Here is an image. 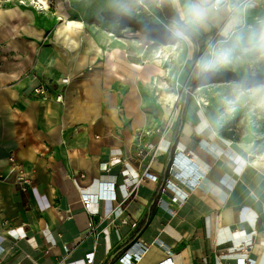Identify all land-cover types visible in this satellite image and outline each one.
I'll return each mask as SVG.
<instances>
[{
	"label": "crops",
	"instance_id": "1",
	"mask_svg": "<svg viewBox=\"0 0 264 264\" xmlns=\"http://www.w3.org/2000/svg\"><path fill=\"white\" fill-rule=\"evenodd\" d=\"M235 1L166 0L180 20L194 3L205 10L203 23L181 29L194 40L231 26ZM91 16L0 7V264H124L143 244L136 264H241L244 255L264 264V154L222 134L206 105L185 102L166 121L165 67ZM157 145L159 179L126 197ZM176 150L205 172L182 202L165 189ZM101 182L115 183L117 199L87 209L82 194Z\"/></svg>",
	"mask_w": 264,
	"mask_h": 264
},
{
	"label": "rangeland",
	"instance_id": "2",
	"mask_svg": "<svg viewBox=\"0 0 264 264\" xmlns=\"http://www.w3.org/2000/svg\"><path fill=\"white\" fill-rule=\"evenodd\" d=\"M14 1L43 13L87 11L88 21L108 29L110 37L165 67L160 98L166 121L185 102L206 105L222 134L256 145L264 154V0H236L232 14L226 13L231 26L196 34V40L184 32L176 35L179 27L164 19L159 0H0V7ZM221 50L229 53V62L200 72V63Z\"/></svg>",
	"mask_w": 264,
	"mask_h": 264
},
{
	"label": "built area",
	"instance_id": "3",
	"mask_svg": "<svg viewBox=\"0 0 264 264\" xmlns=\"http://www.w3.org/2000/svg\"><path fill=\"white\" fill-rule=\"evenodd\" d=\"M219 2H226V0H218ZM232 14V8H230L229 11ZM38 78V76H36ZM35 91L37 93L43 94L44 96L47 95L49 91L48 85L43 82L42 80L39 81V83L35 87ZM56 99L58 101L63 100V94H58ZM158 132L162 133L164 132V129L160 128L157 130ZM179 148V147H177ZM158 149H160V145L152 147L153 152V158L148 164V167L145 169V171L138 177L136 181L133 180H128L127 187H128V194L126 197H130L136 192V189L138 185L143 182L146 179H154L157 181L159 179V175L156 173H153L150 171V166L152 161L155 159ZM174 161L168 168L169 170V176L165 182V189H170L173 192L172 199L175 202H182L186 200L189 197L190 191L196 187V184L198 185L200 180L205 176V172H202L199 169L193 168V160L192 158H189V156L184 152V151H177L174 155ZM192 160V161H191ZM178 167L179 171L174 172V168ZM192 167V169L190 168ZM195 167V166H194ZM196 172V173H195ZM193 177V178H192ZM196 178V180H194ZM19 180L22 181L24 184L26 183L29 185L31 183V180L27 178L24 174L23 171H21V175L19 177ZM195 184V185H192ZM99 189L97 193H92V192H84L82 194V200L87 209H93L94 206L99 202L101 199H108L111 198L112 200L117 199L116 192L114 190L115 188V183L114 182H101L98 185ZM188 187V188H186ZM24 189H27V186H24ZM160 200V205L164 206L165 202H161ZM168 208V207H167ZM173 213L175 211L172 210ZM126 223L127 220H124ZM157 242H160L159 239H157ZM162 244V243H161ZM147 251V245L143 244L141 246V249L138 251L128 249L125 251L121 257L120 260L124 264H136L140 259L143 257V255ZM89 260H91V257H89ZM239 263L241 264H255L254 259H251L250 257L247 256H241L240 258L237 259ZM1 262V261H0ZM174 259L173 257H166L165 259L159 261L157 264H174Z\"/></svg>",
	"mask_w": 264,
	"mask_h": 264
},
{
	"label": "clouds",
	"instance_id": "4",
	"mask_svg": "<svg viewBox=\"0 0 264 264\" xmlns=\"http://www.w3.org/2000/svg\"><path fill=\"white\" fill-rule=\"evenodd\" d=\"M206 16L205 10L199 3L192 4L187 11L182 14L181 21L185 27H194L203 23ZM178 37H183L184 33L179 28L176 30ZM260 46L264 47V34L260 37ZM229 62V53L226 50L213 52L210 54V58L203 60L199 65L200 72H208L216 69Z\"/></svg>",
	"mask_w": 264,
	"mask_h": 264
},
{
	"label": "trees",
	"instance_id": "5",
	"mask_svg": "<svg viewBox=\"0 0 264 264\" xmlns=\"http://www.w3.org/2000/svg\"><path fill=\"white\" fill-rule=\"evenodd\" d=\"M161 12L163 14L164 19L167 22L174 23L179 29L185 28L184 25L182 24L179 16L177 13H175L170 6L167 4L166 0H163V4L161 6ZM184 30V29H183ZM182 30V31H183ZM229 136V135H228Z\"/></svg>",
	"mask_w": 264,
	"mask_h": 264
},
{
	"label": "bare ground",
	"instance_id": "6",
	"mask_svg": "<svg viewBox=\"0 0 264 264\" xmlns=\"http://www.w3.org/2000/svg\"><path fill=\"white\" fill-rule=\"evenodd\" d=\"M54 30L56 31V28H54L53 26L50 28V31H49V33H48V35H49V40L51 39L50 37L52 36V34L54 33ZM227 140L228 141H230L231 143H232V140L231 139H228L227 138Z\"/></svg>",
	"mask_w": 264,
	"mask_h": 264
},
{
	"label": "water",
	"instance_id": "7",
	"mask_svg": "<svg viewBox=\"0 0 264 264\" xmlns=\"http://www.w3.org/2000/svg\"><path fill=\"white\" fill-rule=\"evenodd\" d=\"M171 162H172V158H171V160H170Z\"/></svg>",
	"mask_w": 264,
	"mask_h": 264
}]
</instances>
